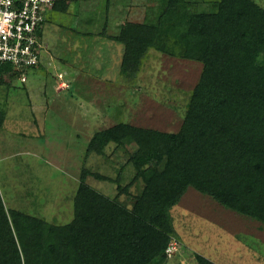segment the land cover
Wrapping results in <instances>:
<instances>
[{
  "label": "rangeland",
  "instance_id": "obj_1",
  "mask_svg": "<svg viewBox=\"0 0 264 264\" xmlns=\"http://www.w3.org/2000/svg\"><path fill=\"white\" fill-rule=\"evenodd\" d=\"M214 1L187 4L211 12ZM252 1L264 9V0ZM168 2L66 0V12L47 14L41 63L27 71L26 84L12 81L9 90H0V207L9 221L16 212L56 227L71 225L82 183L120 209L134 208L146 187L134 162L136 142L111 140L93 152L89 147L120 124L181 130L204 63L179 49L152 47L136 73L125 72L126 46L118 40L128 24L156 25ZM168 216L173 235L166 248L176 247L152 264H201L202 257L214 264H264L263 221L193 186Z\"/></svg>",
  "mask_w": 264,
  "mask_h": 264
},
{
  "label": "trees",
  "instance_id": "obj_2",
  "mask_svg": "<svg viewBox=\"0 0 264 264\" xmlns=\"http://www.w3.org/2000/svg\"><path fill=\"white\" fill-rule=\"evenodd\" d=\"M214 4L205 12L169 0L156 25L128 24L118 35L125 72L136 73L152 47L204 63L179 132L120 124L90 143L93 152L111 140L136 142L134 162L146 187L134 208L120 209L84 183L68 226L16 212L10 222L0 207V264H23L19 246L24 264L160 262L173 235L168 210L189 186L264 222V9L252 0ZM67 10L59 0L52 14ZM9 71H1L0 90L15 79ZM4 116L0 108V124ZM201 264L214 263L202 257Z\"/></svg>",
  "mask_w": 264,
  "mask_h": 264
},
{
  "label": "built area",
  "instance_id": "obj_3",
  "mask_svg": "<svg viewBox=\"0 0 264 264\" xmlns=\"http://www.w3.org/2000/svg\"><path fill=\"white\" fill-rule=\"evenodd\" d=\"M59 0H0V74L10 66L14 81L28 82L27 71L36 68L46 49L42 28ZM176 243L166 252L171 256Z\"/></svg>",
  "mask_w": 264,
  "mask_h": 264
}]
</instances>
